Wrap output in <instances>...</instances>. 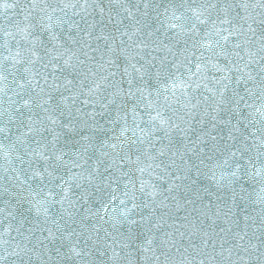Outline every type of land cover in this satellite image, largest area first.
<instances>
[{
	"label": "snow or ice",
	"instance_id": "snow-or-ice-1",
	"mask_svg": "<svg viewBox=\"0 0 264 264\" xmlns=\"http://www.w3.org/2000/svg\"><path fill=\"white\" fill-rule=\"evenodd\" d=\"M0 264H264V0H0Z\"/></svg>",
	"mask_w": 264,
	"mask_h": 264
}]
</instances>
